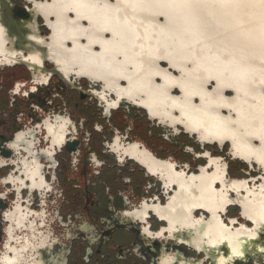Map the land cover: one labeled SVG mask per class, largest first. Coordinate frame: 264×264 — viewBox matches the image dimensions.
<instances>
[{
  "label": "flooded vegetation",
  "instance_id": "1",
  "mask_svg": "<svg viewBox=\"0 0 264 264\" xmlns=\"http://www.w3.org/2000/svg\"><path fill=\"white\" fill-rule=\"evenodd\" d=\"M29 3L0 0V264H264V182L224 178L205 148L228 140L264 171V113L191 103L156 53L65 17L71 0ZM122 105L140 116H112ZM139 120L195 137L198 172L148 148Z\"/></svg>",
  "mask_w": 264,
  "mask_h": 264
},
{
  "label": "bare ground",
  "instance_id": "2",
  "mask_svg": "<svg viewBox=\"0 0 264 264\" xmlns=\"http://www.w3.org/2000/svg\"><path fill=\"white\" fill-rule=\"evenodd\" d=\"M69 12L79 25H100L114 46L127 39L134 51L156 53L191 103L223 101L228 116L264 113V0H71Z\"/></svg>",
  "mask_w": 264,
  "mask_h": 264
},
{
  "label": "rangeland",
  "instance_id": "3",
  "mask_svg": "<svg viewBox=\"0 0 264 264\" xmlns=\"http://www.w3.org/2000/svg\"><path fill=\"white\" fill-rule=\"evenodd\" d=\"M28 4L31 2L30 0H27ZM39 1V0H37ZM32 7V6H31ZM32 20V19H28ZM26 20V21H28ZM35 23L37 24V30L46 33L45 28L42 25V20L40 16L36 18ZM30 28V27H29ZM164 65V64H163ZM80 81L82 82V86L85 88H97L99 89L101 86V82H96V83H91L86 80V78H80ZM173 93H177V90L175 89ZM226 94H230L229 91L226 92ZM125 107V108H124ZM98 112V109H92V112ZM140 112L138 109L130 108V110L122 105L121 107L114 109L112 111V116H140ZM88 116V115H85ZM141 119V118H140ZM142 121L139 120L137 129L135 133L138 134L139 140H142L143 137L151 138L149 141V145L147 144L148 148L151 146V142L154 141V146H153V151H160L163 150L165 151V148L170 151V156L171 160L173 163L176 165L177 170L184 169L186 173L189 175L191 173H196L198 172V166H197V158L195 156V153L200 152L201 150L203 152H209V155L213 159H217L219 162L218 164L224 168V178H234L237 180L238 183H242L245 186H253V185H260V183L264 182V171L260 167L259 164H253L251 162H255L253 159L251 160H246L247 164L242 165L243 162L241 161L243 158L239 157V155L236 156L232 150H230L228 142H224V144L217 145L216 144H210L211 146H205L207 148V151L204 150L201 146V143L199 144L195 137L190 136L189 134L181 135L177 134L174 135L173 133L170 136V141L167 140L166 143H164L161 139L160 136L157 134L160 130L156 128L155 130L152 129V133L150 134V137H148V132H147V125H144V128L141 127ZM157 130V131H156ZM147 134V135H146ZM154 138V139H153ZM188 144H194L196 145L195 148L191 147H185V145ZM183 149H186V152H184ZM194 149V150H193ZM235 157H234V156ZM236 158V159H234ZM208 160V157L205 158ZM243 160V161H245ZM243 167V168H241ZM213 168H209L208 171H212ZM263 176V178L261 177ZM262 179H261V178ZM260 178V179H259Z\"/></svg>",
  "mask_w": 264,
  "mask_h": 264
},
{
  "label": "water",
  "instance_id": "4",
  "mask_svg": "<svg viewBox=\"0 0 264 264\" xmlns=\"http://www.w3.org/2000/svg\"><path fill=\"white\" fill-rule=\"evenodd\" d=\"M30 1H32L33 2V4H34V2L35 1H37V0H30ZM40 1V0H39ZM39 14V16L42 18V20H43V22H44V25H46V22H45V19H44V17L40 14V13H38ZM9 17L14 21V19H15V16H14V14L12 13V14H9ZM30 19L32 18V16H30L29 17ZM161 18H162V15H160L159 16V19L161 20ZM261 19L263 20L264 19V15L261 17ZM254 21V20H253ZM256 22V21H255ZM20 25H18L17 27H18V29H19V31H21V30H26L27 32H30V33H32V31H30V29L28 28V27H30V20H28V21H22V23L20 22L19 23ZM38 33H39V31H38ZM40 34V33H39ZM44 39V41L45 40H47V37H43ZM28 41H29V43L31 44V46L32 45H34V47H37V44H35L34 43V41L33 40H31V39H28ZM159 64L162 66V67H167V62L165 61V60H163V59H161L160 61H159ZM164 64V65H163ZM169 68H171V67H169ZM174 70V69H173ZM172 70V71H173ZM175 71V70H174ZM176 72V71H175ZM207 87H208V89L210 88V87H213V82L212 81H210L208 84H207ZM174 89H177L176 87L174 88ZM177 91H178V89H177ZM227 91H229L230 92V94H225L226 96H228V97H230L231 96V92H232V90L231 89H227L226 90V92ZM143 108H145L144 106H142ZM180 127H184L183 125H180ZM194 134V133H193ZM226 142H229L228 140H226ZM230 150H231V148H230ZM240 157V156H239ZM243 158V157H242ZM244 159V158H243ZM246 161V160H245ZM248 161V160H247ZM255 162H257L256 160H254ZM258 163V162H257Z\"/></svg>",
  "mask_w": 264,
  "mask_h": 264
}]
</instances>
